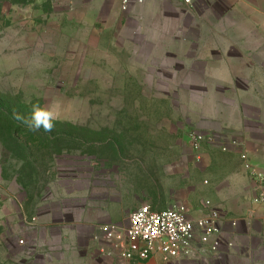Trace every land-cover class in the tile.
Instances as JSON below:
<instances>
[{
    "label": "rangeland",
    "instance_id": "obj_1",
    "mask_svg": "<svg viewBox=\"0 0 264 264\" xmlns=\"http://www.w3.org/2000/svg\"><path fill=\"white\" fill-rule=\"evenodd\" d=\"M145 5L0 0V264L194 263L124 260L103 228L127 225L143 204L194 217L207 201L224 208V152L194 148L191 135L224 118V76L264 71V28L224 0ZM34 103L58 114L51 133L10 120ZM60 190L84 195L100 232L66 249L55 230L37 247L31 219ZM81 205L67 201L70 220Z\"/></svg>",
    "mask_w": 264,
    "mask_h": 264
},
{
    "label": "crops",
    "instance_id": "obj_2",
    "mask_svg": "<svg viewBox=\"0 0 264 264\" xmlns=\"http://www.w3.org/2000/svg\"><path fill=\"white\" fill-rule=\"evenodd\" d=\"M224 1L231 12L239 11L242 6L248 8L254 26L264 28V0ZM150 3L151 0H146L143 4L148 6ZM141 5H134L131 9ZM224 89V118L222 112L206 117L216 123V128L205 133L201 147L217 145L224 152V208L218 210L221 226L234 246H224L218 258L206 256L193 264H264V210L254 202L256 183L242 158L243 154H247L249 163L264 169V71H253L252 75L224 76ZM70 200L82 204V214L74 221L67 217V201ZM83 200L82 194L60 190L38 205V212L30 222L35 246L54 244L55 230L59 232L62 248L76 249L86 245H81V241H93L95 233L100 231L85 218L90 202L86 204ZM205 209L202 215L211 207L206 206ZM84 231L91 233L86 237Z\"/></svg>",
    "mask_w": 264,
    "mask_h": 264
},
{
    "label": "built area",
    "instance_id": "obj_3",
    "mask_svg": "<svg viewBox=\"0 0 264 264\" xmlns=\"http://www.w3.org/2000/svg\"><path fill=\"white\" fill-rule=\"evenodd\" d=\"M181 1L187 7H193L196 2ZM144 2L146 0H119L123 11ZM205 138L201 133H193L194 148L199 149ZM242 158L256 183L254 202L264 210V169L249 163L247 154ZM206 206L211 207V202L207 201ZM103 232L115 253L127 261L159 259L171 263L205 256L218 258L224 246H234L221 226L220 211L212 207L204 215L194 217L185 205L155 210L149 204H143L130 213L127 225H107Z\"/></svg>",
    "mask_w": 264,
    "mask_h": 264
},
{
    "label": "clouds",
    "instance_id": "obj_4",
    "mask_svg": "<svg viewBox=\"0 0 264 264\" xmlns=\"http://www.w3.org/2000/svg\"><path fill=\"white\" fill-rule=\"evenodd\" d=\"M13 118L23 124L29 131L38 132L43 130L46 133H51L59 117L51 107L34 103L28 116L13 113Z\"/></svg>",
    "mask_w": 264,
    "mask_h": 264
},
{
    "label": "trees",
    "instance_id": "obj_5",
    "mask_svg": "<svg viewBox=\"0 0 264 264\" xmlns=\"http://www.w3.org/2000/svg\"><path fill=\"white\" fill-rule=\"evenodd\" d=\"M10 120H12L13 122H14V124L15 125H19L18 123V121L17 120H15V119H10ZM16 132H19V131H16ZM49 136H56V135H49ZM59 137V136H58Z\"/></svg>",
    "mask_w": 264,
    "mask_h": 264
}]
</instances>
